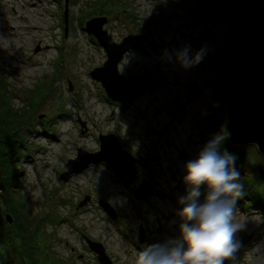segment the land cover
Listing matches in <instances>:
<instances>
[{"label":"rangeland","instance_id":"1","mask_svg":"<svg viewBox=\"0 0 264 264\" xmlns=\"http://www.w3.org/2000/svg\"><path fill=\"white\" fill-rule=\"evenodd\" d=\"M199 4L198 0H70L66 37L65 0H0V74L12 94L13 109L18 110L17 136L26 147L21 162L16 160L24 188L15 200L23 202L28 214L19 220L29 223L32 232L39 225L64 264H100L86 239L103 243L113 264H134L144 247L179 237L178 200L187 189L185 164L209 142L205 121L216 119L226 106L221 70L229 53L227 26L201 21ZM261 4L264 13V0ZM191 14L198 19L186 27L185 18ZM96 17L107 19L104 29L116 43L129 35L150 34L119 64L126 77L156 79L132 103L112 102L90 76L107 60L103 47L85 31V24ZM185 49L189 58L201 53L202 59L184 68L176 54ZM193 88L200 90L191 97ZM4 93L2 88L0 95ZM80 120L86 124L84 135ZM15 128L14 121L8 129ZM108 134L118 137L122 148L136 158L137 180L131 187L123 185L106 164L92 165L63 182L60 176L77 150L98 152L99 136ZM234 147L251 156L236 166L241 183L244 177L252 180L259 168L264 170L255 146ZM146 159L148 165L142 166ZM144 181L151 193L140 199L136 191ZM201 192L203 202L206 189ZM88 196L92 201L79 209ZM244 197L243 190L235 203L237 221L246 225L237 238L241 242L244 236L253 237L241 244L236 260L226 264H264V211L251 209L248 202L244 204L248 209L239 205ZM100 200L117 210V220L107 216ZM14 221L0 198V231L2 223L12 226ZM141 226L146 229L144 243L139 240ZM9 258L16 264L12 255Z\"/></svg>","mask_w":264,"mask_h":264},{"label":"water","instance_id":"2","mask_svg":"<svg viewBox=\"0 0 264 264\" xmlns=\"http://www.w3.org/2000/svg\"><path fill=\"white\" fill-rule=\"evenodd\" d=\"M198 1V15L201 20L215 26H227L229 53L221 70L228 112L227 132L230 134L227 138L233 146H255L264 159V13L261 0ZM69 2L70 0H65L66 37L69 28ZM106 22V18L96 17L85 24V31L97 40L107 54L104 65L93 69L90 76L102 85L112 102L129 104L155 85L156 79L148 75L126 77L120 74L119 64L127 53L140 48L150 34L129 35L121 43H116L112 35L104 29ZM70 86L72 91V84ZM199 90L193 88L190 96ZM80 124L84 135L87 132L86 124L81 120ZM99 142L100 150L96 153L79 148L77 157L68 161L66 172L62 173L60 179L68 182L92 165L106 164L116 177L130 188L137 178L136 158L124 150L119 139L112 134L100 135ZM182 157L186 156L183 154ZM148 163L149 159H146L142 166H147ZM259 172L264 176V170L259 168ZM150 191V184L144 181L136 195L142 199ZM91 201V197H86L80 203L79 209ZM99 206L108 217L118 219L117 210L108 201L100 200ZM7 221L12 223L11 216H7ZM252 237L244 236L241 244L245 245ZM145 239L146 229L141 226L140 243H144ZM86 242L100 264H113L101 242L90 239H86Z\"/></svg>","mask_w":264,"mask_h":264},{"label":"clouds","instance_id":"3","mask_svg":"<svg viewBox=\"0 0 264 264\" xmlns=\"http://www.w3.org/2000/svg\"><path fill=\"white\" fill-rule=\"evenodd\" d=\"M176 59L189 68L202 59V54L189 58L185 49ZM228 135L222 131L185 164L187 189L178 200L179 237L144 247L137 252L134 264H226L236 260L241 247L237 233L246 225L237 221L235 212V203L243 195L236 158L220 151ZM202 187L206 189L203 202Z\"/></svg>","mask_w":264,"mask_h":264},{"label":"trees","instance_id":"4","mask_svg":"<svg viewBox=\"0 0 264 264\" xmlns=\"http://www.w3.org/2000/svg\"><path fill=\"white\" fill-rule=\"evenodd\" d=\"M72 3L74 2L72 1ZM100 9L104 11L102 7H100ZM161 18L165 20V18ZM196 19H198V16L196 17L193 14L185 18L187 21L186 27L194 24ZM203 38H205V36L200 40ZM6 86H8L7 82L0 74V90H2V88L4 91L6 90V93L0 95V198L7 204V211L14 216L15 221L12 226L2 223L3 229L0 231V264H10L9 255L13 256L16 264H64L63 260H58L53 254V244L45 237L43 238L39 225L36 226L32 232L29 230V223H20L19 220L20 216L24 217V215L28 216V214L23 210V202L15 200L18 190L24 188L23 179L19 177V172L17 171L16 160H20L21 162L23 158V153L21 151L22 148L26 149V147L22 141L20 142L17 136L21 131V119L18 116V110L13 109V97L11 92L6 89ZM218 111H220L219 113L221 116L218 115L216 119H208L205 121L204 133L208 134L209 142L217 136L216 134H220L222 131L227 132L226 119L228 112L226 106H223ZM14 121L16 128L9 130L8 127L13 124ZM220 121H222L221 124ZM52 122L53 121H50V125ZM27 130L29 132L31 131L30 129ZM17 151L18 153H16ZM220 151L221 153L226 151L235 156V167L251 159L249 152H237L236 148L230 143L227 137L221 143ZM242 184L245 197L244 201L238 204L244 207L245 202H248V204L252 205L251 209L255 208L264 211V189L261 187L262 175H260V172L253 174L252 180L244 177Z\"/></svg>","mask_w":264,"mask_h":264},{"label":"bare ground","instance_id":"5","mask_svg":"<svg viewBox=\"0 0 264 264\" xmlns=\"http://www.w3.org/2000/svg\"><path fill=\"white\" fill-rule=\"evenodd\" d=\"M127 151V150H126Z\"/></svg>","mask_w":264,"mask_h":264},{"label":"flooded vegetation","instance_id":"6","mask_svg":"<svg viewBox=\"0 0 264 264\" xmlns=\"http://www.w3.org/2000/svg\"><path fill=\"white\" fill-rule=\"evenodd\" d=\"M136 193V192H135Z\"/></svg>","mask_w":264,"mask_h":264}]
</instances>
